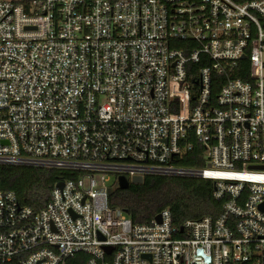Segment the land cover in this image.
Listing matches in <instances>:
<instances>
[{"label": "built area", "instance_id": "built-area-1", "mask_svg": "<svg viewBox=\"0 0 264 264\" xmlns=\"http://www.w3.org/2000/svg\"><path fill=\"white\" fill-rule=\"evenodd\" d=\"M1 165L76 176L38 211L0 187V264H264V0H0ZM119 175L210 179L222 210L134 224Z\"/></svg>", "mask_w": 264, "mask_h": 264}, {"label": "trees", "instance_id": "trees-1", "mask_svg": "<svg viewBox=\"0 0 264 264\" xmlns=\"http://www.w3.org/2000/svg\"><path fill=\"white\" fill-rule=\"evenodd\" d=\"M216 92L214 87L212 94ZM177 163L198 167L204 165V160L200 149L195 148ZM74 176L76 173L67 170L1 165L0 187L14 191L20 204L38 211L46 205L58 181ZM214 191V182L207 178L153 175L145 176L141 183H131L126 189L113 187L109 204L122 209L134 224L150 223L162 210L168 209L172 223L180 226L189 219L220 214L224 198H215ZM87 259V254L77 253L67 260V264H88Z\"/></svg>", "mask_w": 264, "mask_h": 264}, {"label": "water", "instance_id": "water-1", "mask_svg": "<svg viewBox=\"0 0 264 264\" xmlns=\"http://www.w3.org/2000/svg\"><path fill=\"white\" fill-rule=\"evenodd\" d=\"M257 167L258 169H264V165L262 166H252ZM143 181V178L141 176H134L131 181H129L128 177L125 175H119L117 178L118 187L121 189H126L130 186L131 183H141ZM58 186L62 185V181H59L57 183ZM155 219L157 222H160V214H157L155 216ZM113 247L112 246H106L105 250L109 252Z\"/></svg>", "mask_w": 264, "mask_h": 264}]
</instances>
